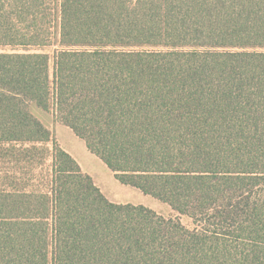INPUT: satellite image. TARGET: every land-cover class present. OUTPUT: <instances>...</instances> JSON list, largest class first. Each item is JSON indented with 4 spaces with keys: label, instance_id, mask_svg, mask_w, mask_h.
<instances>
[{
    "label": "trees",
    "instance_id": "1",
    "mask_svg": "<svg viewBox=\"0 0 264 264\" xmlns=\"http://www.w3.org/2000/svg\"><path fill=\"white\" fill-rule=\"evenodd\" d=\"M0 48V264H264V0H0Z\"/></svg>",
    "mask_w": 264,
    "mask_h": 264
},
{
    "label": "rangeland",
    "instance_id": "2",
    "mask_svg": "<svg viewBox=\"0 0 264 264\" xmlns=\"http://www.w3.org/2000/svg\"><path fill=\"white\" fill-rule=\"evenodd\" d=\"M0 50H2L0 48ZM53 48H38V51L52 53ZM31 112L52 130L61 147L70 153L79 163L83 171L90 173L98 187L105 193L109 200L117 203H131L146 206L164 216L173 211L170 206L150 195L142 193L137 188L120 183L105 164L90 153L84 141L75 136L69 127L57 124L51 112H44L34 104L30 105ZM182 222L189 225V220L182 217Z\"/></svg>",
    "mask_w": 264,
    "mask_h": 264
},
{
    "label": "crops",
    "instance_id": "3",
    "mask_svg": "<svg viewBox=\"0 0 264 264\" xmlns=\"http://www.w3.org/2000/svg\"><path fill=\"white\" fill-rule=\"evenodd\" d=\"M58 124V123H57ZM70 154V153H69ZM81 167V166H80ZM82 169V168H81ZM84 172H86V171H84ZM88 173V172H87ZM90 174V173H89ZM91 175V174H90ZM92 176V175H91ZM93 177V176H92ZM93 179H94V177H93ZM94 181H95V179H94ZM95 183H96V181H95ZM97 184V183H96ZM100 188V187H99ZM101 189V188H100ZM102 191V190H101ZM103 192V191H102ZM104 193V192H103ZM105 194V193H104ZM107 197V196H106ZM108 198V197H107Z\"/></svg>",
    "mask_w": 264,
    "mask_h": 264
}]
</instances>
